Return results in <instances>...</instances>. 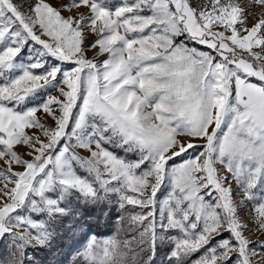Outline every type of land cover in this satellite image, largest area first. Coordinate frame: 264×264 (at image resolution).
<instances>
[{
	"label": "snow or ice",
	"instance_id": "1",
	"mask_svg": "<svg viewBox=\"0 0 264 264\" xmlns=\"http://www.w3.org/2000/svg\"><path fill=\"white\" fill-rule=\"evenodd\" d=\"M93 213L70 264H264V0H0V264Z\"/></svg>",
	"mask_w": 264,
	"mask_h": 264
},
{
	"label": "trees",
	"instance_id": "2",
	"mask_svg": "<svg viewBox=\"0 0 264 264\" xmlns=\"http://www.w3.org/2000/svg\"><path fill=\"white\" fill-rule=\"evenodd\" d=\"M33 104L30 103L29 105ZM118 154L124 155L122 152ZM115 215V214H113ZM99 213H93L91 217H85L83 220V227L75 236L65 234L62 239L57 241V246L53 249H45L42 251L29 250V255L34 256L32 264H70V253L78 248L83 243V236L86 232L94 234L98 238H107L115 234L116 222L114 219L109 222L105 218L97 219ZM124 235V233H121ZM9 256V249L6 245H0V262L6 261ZM163 257V253H161ZM167 264V261H164Z\"/></svg>",
	"mask_w": 264,
	"mask_h": 264
},
{
	"label": "rangeland",
	"instance_id": "3",
	"mask_svg": "<svg viewBox=\"0 0 264 264\" xmlns=\"http://www.w3.org/2000/svg\"><path fill=\"white\" fill-rule=\"evenodd\" d=\"M16 2L19 3V0H16ZM53 2L55 3L56 0H53ZM111 2H112V4H113L114 6H118V5L122 2V0H111ZM127 2L131 3L132 0H127ZM26 6H27V5H25V7H26ZM83 10H84V11H87L86 9H83ZM65 15H67V13H65ZM92 40H94V37L89 36L88 43H90ZM30 46H33V47H39L38 45H32L31 42H30ZM193 46H195V45H193ZM197 47H202V46H197ZM22 55H25V53H22ZM93 55H95V50L89 51V53H88L89 58H91ZM104 58H105V57H100V59H104ZM53 63H56V62L50 58L49 65H51V64H53ZM64 67H65V69H68V68H69V65L65 64ZM38 71H40V70H38ZM46 95H58V92H57L56 90H53V89H48L47 92L42 91L41 94H40L39 99H38L37 101H34L33 104H34V103H39V100L44 99ZM33 104H31V105H29V106H33ZM38 115H40V116H41V119H43L46 123H51L50 119L47 118V117H45V116H43L42 113H38ZM20 151H24V150H23V149H20ZM81 155H86V153H84V152L81 150ZM17 170H19V169H17ZM166 192H167V189H165V193H166ZM159 196H160V194L158 193V197H159ZM160 198L162 199L163 197H160ZM250 235H251V234H250ZM261 238H262V237H260V236L253 235V241H255V240H257V239H261ZM262 255H264V254H262ZM254 259H257V260H258V259H260V256L258 255V256H256Z\"/></svg>",
	"mask_w": 264,
	"mask_h": 264
}]
</instances>
